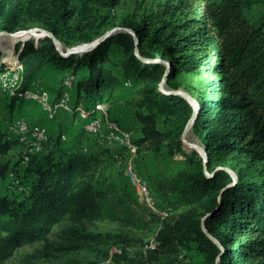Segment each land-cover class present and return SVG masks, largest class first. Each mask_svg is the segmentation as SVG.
Returning <instances> with one entry per match:
<instances>
[{
  "label": "trees",
  "instance_id": "16d2710c",
  "mask_svg": "<svg viewBox=\"0 0 264 264\" xmlns=\"http://www.w3.org/2000/svg\"><path fill=\"white\" fill-rule=\"evenodd\" d=\"M120 2L0 0V32L47 30L65 53L102 37L110 25L107 11ZM253 4L142 0L141 21L130 18L120 24L136 33L141 58L171 64L164 83L169 91L179 89L174 81L180 73L210 78L196 90L199 111L192 129L206 152L211 177L196 151L182 150L193 107L182 96L160 90L166 63L143 62L130 33L118 30L92 50L68 56L47 36L15 45L23 89L31 88L50 64L75 78V106L84 105L90 112L112 101L118 89H136L137 105L146 112L137 114L141 137L135 144L159 153L169 141L170 154L180 152L185 159L183 169L158 182L164 196H174V202L160 208H171L168 216L162 219L150 211L147 219L121 206L98 184L109 158L121 151H106L103 160L99 154L65 147L60 135L23 165L24 152L19 157L14 152L20 143L0 131V180L13 170L29 189L22 201L0 197V264L29 247L34 248L30 258L38 259L97 249L94 245H108L104 256L112 264H142L125 248L113 254L112 248L127 240L122 229L151 231L155 223L157 248L148 250L151 254L197 253L202 260L195 264H264V23L250 18ZM6 51L0 49V75L13 67ZM220 167L236 175L234 185L228 187L233 177ZM100 221L115 223L120 234L93 232L91 227Z\"/></svg>",
  "mask_w": 264,
  "mask_h": 264
},
{
  "label": "rangeland",
  "instance_id": "374dc122",
  "mask_svg": "<svg viewBox=\"0 0 264 264\" xmlns=\"http://www.w3.org/2000/svg\"><path fill=\"white\" fill-rule=\"evenodd\" d=\"M141 6L142 0H121L116 8L107 11V13L110 14V25L107 32L120 27V24L125 22L126 19L134 18L137 22H140L143 15V9H141ZM248 14L254 22L264 23V0H254L253 7ZM2 45L3 44L0 43V49L3 50L5 46ZM83 45L85 44H80L72 48L81 47ZM14 48H16V46H14ZM14 62L19 63L18 59L17 61H12V63ZM16 64H11V66H15ZM209 79V77L197 78L186 73H180L174 82L178 85V90L188 93L194 100H196V90L203 89ZM42 86L47 88L45 85ZM165 87L166 90L170 89L166 84ZM3 91L4 92L0 90V131L7 133L9 124L14 120L16 110H19L24 104L21 103L18 105L16 102L15 107V104L13 105V98L9 96V93L5 89H3ZM121 96L122 95L116 93L112 101L105 103L108 109V118L109 120L120 124L122 128L132 131L135 137L134 141L138 140L141 137V133L140 121L137 114L138 112H146V110L137 105L139 98L136 94V89L130 90L126 97ZM72 103L74 105L72 106L75 108L74 94L72 97ZM65 112H68L67 116H71L72 119L67 120L62 115H59L58 119H56L54 129H49L48 132L44 127L53 141L57 140L60 135L65 136V138L62 139L64 146H72L82 152L99 154L101 158L103 157L102 159L107 158L108 154H105L106 150L114 153L121 151V154H116V156L109 158L98 177L99 186L104 188L111 198L116 199L121 206L127 207L128 209L130 208L132 212H136L140 217L150 219V207L144 202L141 191L132 185L130 177H128L131 173H134L133 175H139L148 186L156 209L160 211V208H162L163 205L164 208H166V202H174V196H164L163 191L158 188V182L160 180L171 177L184 168L185 156L180 152H175L174 155L170 154L168 148L169 141L162 146L159 153L152 147L146 145L138 148L136 152H132L122 146L118 148L116 145L115 148L113 146L110 150L106 148L104 149V147L102 145L100 146L98 143V138L100 136H87L82 131V124L78 119L77 111L72 110V112ZM159 126L162 128L164 127L162 117L159 119ZM103 130L106 131L105 126L103 127ZM189 133L188 138L190 141L202 146L199 137L193 129H191ZM46 145L47 141L42 144V149L40 151L36 150L32 154L29 149H27V155H24V158L28 157L29 161L30 155L40 154L42 150L45 151ZM22 148L27 147L23 146ZM182 150L186 154L194 152V150H187L184 142ZM14 152L18 157L23 154L21 151L14 150ZM27 162H23L22 164L27 165ZM23 165L18 172H23ZM27 190L29 189L26 186H22L9 176L0 180V197L6 196L22 201L25 198ZM169 198L171 200H169ZM155 224L151 231H130V229H122V232L127 235V240L120 243L121 245L119 244V246L115 244L111 253H116V251L121 252V248H125L124 252H127L130 258L140 261L142 264H177L181 257L185 259V264H195L202 260V257L197 253H187L188 255H186V252H181L179 256H175L168 254H151L148 252V250H152L151 242L155 240L156 237L155 232L157 225ZM91 230L96 233H112L114 235H119L121 232V228H119L118 225L110 223L109 221L97 222L91 227ZM108 244L110 245V243ZM94 246L97 249L85 247L69 254L53 253V256L51 257L38 259L30 258V254L34 251V248L29 247L25 248L16 258L5 264H112L110 257L105 258L104 256V251L107 249L108 245Z\"/></svg>",
  "mask_w": 264,
  "mask_h": 264
},
{
  "label": "bare ground",
  "instance_id": "6f19581e",
  "mask_svg": "<svg viewBox=\"0 0 264 264\" xmlns=\"http://www.w3.org/2000/svg\"><path fill=\"white\" fill-rule=\"evenodd\" d=\"M36 37L38 38L40 37V35L37 33L36 35H31V36H28L27 34L16 35V36L4 35V36H0V43H2L5 46L7 50L6 53L8 54L9 52V56L7 59L10 61H15L17 59L16 54H14V46L16 45V43ZM16 63L17 62H14L13 64ZM15 66L7 67L6 71L2 73L3 79H10L12 74L15 73L13 81L1 83L2 88L9 93V96L11 98H15L18 101H34L38 103L40 106H42V108H43V104H41V96H44V100H54V102L57 105H60L62 107L61 111H69V112H72V110L77 111L78 119L82 124L83 132L87 136H100L98 138V143L100 144V146L102 145L104 149L106 148L110 150L112 149L111 147L114 146L115 148L116 145L118 146V148L122 146L123 148L129 149L132 152H136L138 147L134 142L135 137L133 132L122 128L121 125L118 124L117 122L109 120L108 109L105 103L98 104L96 106L95 111L93 112L88 111L84 105L75 106V108L73 107L74 105L72 103V97L75 90V84H74L75 78L73 76H69V75L66 76L63 86H61L62 88L60 87L61 90H59L60 91L59 94L56 93L53 94L49 89L43 87L42 85H36V86L34 85L35 87L33 86L28 89H23L22 88L23 66L20 63H17ZM127 86H131V83L128 82ZM44 111H46L51 118H56L54 116H51V112L49 110H44ZM96 120H97V124H96ZM93 126H96V131L94 130V128H92ZM104 126L106 127V131L103 130ZM191 129H192V125H190L185 132V139L188 142H184L186 149L189 151L194 150V148L191 145V143L193 142H191L190 139L188 138V134H190L189 132L191 131ZM7 133L10 138L15 139L22 146L30 147L28 149L31 154L34 153V151L36 150L40 151L42 149V144L45 141H47L46 140L47 131L44 127L36 128V134H38V138H32V135L17 134L16 127L12 125L8 126ZM27 161H28V157L25 158L24 163H26ZM133 174L131 173L128 177H130V181L132 185L136 187L139 191H141L144 202L147 204L148 207H150L149 209L151 210V212L157 214L162 219H165L168 216L169 211H171V208H168L167 210L164 209V211H159L158 209H156L155 208L156 206L153 202L148 186L146 185L144 180H142L139 177V175L135 176ZM8 176L20 184L13 170L9 172ZM156 248H157V240H153L151 242V249L154 250ZM182 260H183L182 263L179 264H185V259L182 258Z\"/></svg>",
  "mask_w": 264,
  "mask_h": 264
},
{
  "label": "water",
  "instance_id": "95a60500",
  "mask_svg": "<svg viewBox=\"0 0 264 264\" xmlns=\"http://www.w3.org/2000/svg\"><path fill=\"white\" fill-rule=\"evenodd\" d=\"M118 30H124V31L130 33L135 38V45H136L135 54L143 62H148V63L149 62H164V63H166L167 71L165 72L163 81H162V83L160 85V90L163 93H165V94H171V93H173V94H177V95L182 96L183 98H185L191 104V106L194 109L193 115H192L190 121L188 122V124L186 125V128H185V130H184V132L182 134V137H181L182 142H188L185 139V132H186V130L188 129V127L190 125H193L194 124V121L197 118V114H198V111H199L198 102L196 100H194L188 93H186V92H184L182 90H175V91H168V90H166V88L164 86V83H165L166 78H167V75H168V73L170 71L171 64L169 62H166V61L160 60V59H144V58H141L140 55H139V49H138L139 39H138L136 33L134 31H132L131 29H129V28H121V27L114 28L113 30H110V31L106 32L102 37L96 39L95 41H93L91 43H88V44H85V45H83L81 47L68 49L65 53L63 52L59 41L55 38V36L53 35V33L50 32V31H47V30L34 28V29H28V30H20V31H17V32H14V33L0 32V36H4V35L16 36V35H22V34H27L28 36H31V35H36V33H38L40 35V37H38V38H43L45 36H48L49 38H51L53 40V42H54L57 50L59 51V53L62 54V55H64V56H68V55L73 54V53H83V52H87V51L92 50L98 44H100L103 41H105L108 37H110L111 35H113ZM191 145L194 148V151H196L200 155V157L203 159L204 164H205V172H206V175L209 176V177L213 176V174H210L207 171V168H206L207 155H206V152H205L204 148L202 146H200L199 144H196V143H191ZM218 169H224V170L228 171L232 175L233 180H234V183L231 184V185H229L228 187H230V186H232V185H234L236 183V181H237L236 175L234 173H232L228 168L220 167ZM219 260L220 259H218V261Z\"/></svg>",
  "mask_w": 264,
  "mask_h": 264
},
{
  "label": "crops",
  "instance_id": "0c3cea01",
  "mask_svg": "<svg viewBox=\"0 0 264 264\" xmlns=\"http://www.w3.org/2000/svg\"><path fill=\"white\" fill-rule=\"evenodd\" d=\"M67 72H64L62 70H59L55 68L53 65H48L42 70V72L38 75L37 80H39V83H33L32 87L35 85H45L49 90H51L53 93L57 92L59 88L61 87L63 80L66 76ZM2 75V74H1ZM43 82V83H42ZM34 86V87H35ZM127 86V85H126ZM130 87V86H127ZM0 90L2 92V86L0 83ZM130 89H127L125 87H122L117 90V94L122 95L121 97L128 96V92ZM24 104L19 108V110H16V113L14 115V119L23 118L29 122L31 126L41 125L45 127L48 132L49 129L55 128V122L56 119H58L59 115H62L67 120L72 119L71 116H67V113L65 111H61L58 113V116L56 118H50L48 113L44 111L42 106H40L38 103L34 101H17V104ZM16 107V104H15ZM126 122V121H125ZM83 131V130H82ZM81 133V131H80ZM65 136H63L62 139H64ZM23 146L20 144L14 148L15 151H21L23 152ZM66 147V146H65ZM70 148H74L70 146Z\"/></svg>",
  "mask_w": 264,
  "mask_h": 264
},
{
  "label": "built area",
  "instance_id": "2783aa9c",
  "mask_svg": "<svg viewBox=\"0 0 264 264\" xmlns=\"http://www.w3.org/2000/svg\"><path fill=\"white\" fill-rule=\"evenodd\" d=\"M15 73L12 74L10 79H3V75H0V80L2 82H11L14 80ZM34 83H39V80L35 81ZM41 104H43L44 110H49L51 112V116L57 117L58 112H61V106L57 105L54 100H44V96H41ZM97 124V120H96ZM9 125L16 127L17 134H24V135H32V138H38V134H36V127H42L41 125L31 126L27 120L23 118L14 119ZM94 130L96 131V126H93ZM50 134H46L47 144L50 143ZM27 148H23L24 155H27ZM44 150L41 151L43 153Z\"/></svg>",
  "mask_w": 264,
  "mask_h": 264
}]
</instances>
